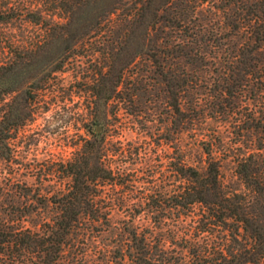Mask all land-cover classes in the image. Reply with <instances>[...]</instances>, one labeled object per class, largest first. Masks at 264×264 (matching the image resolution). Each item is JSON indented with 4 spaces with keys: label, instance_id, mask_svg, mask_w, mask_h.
<instances>
[{
    "label": "trees",
    "instance_id": "obj_1",
    "mask_svg": "<svg viewBox=\"0 0 264 264\" xmlns=\"http://www.w3.org/2000/svg\"><path fill=\"white\" fill-rule=\"evenodd\" d=\"M25 1V20L53 45L61 47L67 38L72 45L87 36L105 38L104 68L94 85L96 110L117 96L134 104V97L122 96L121 86L133 84L126 82L127 72L141 56L150 64V85L183 117L185 128L200 132L203 163L199 167L184 159L177 170L184 185L170 198L182 216H197L195 234L179 242L176 234L158 236L131 226L127 237H118L106 252L104 264H264V0ZM18 9L13 3L1 7L0 27L13 23ZM2 47L0 36V59ZM45 55L27 64L16 59L9 67L0 62V100L22 75L40 82L45 64L62 67L60 52ZM130 78L141 80L139 73ZM29 94L30 88L25 101ZM19 111L0 118V144L13 122L25 118V110ZM102 121L96 117L87 130L84 162L67 165L71 192L36 197L53 208L52 214L38 224L17 213H6L8 220L0 217L1 264H64L68 248L106 232L109 214L97 207L92 193L98 181L113 179L100 162ZM210 123L232 130V148L240 144L233 157L243 189L223 182L218 150L225 147L224 139L214 129L207 133ZM3 193L0 178V197Z\"/></svg>",
    "mask_w": 264,
    "mask_h": 264
},
{
    "label": "rangeland",
    "instance_id": "obj_2",
    "mask_svg": "<svg viewBox=\"0 0 264 264\" xmlns=\"http://www.w3.org/2000/svg\"><path fill=\"white\" fill-rule=\"evenodd\" d=\"M9 3L20 7L16 14L19 16L13 23L0 27V62L5 67L16 59L27 64L51 51L61 53L63 64L59 69L54 68L55 64H45L40 82L22 75L19 83L0 100V118L15 108L21 115L23 110L27 113L6 130L5 142L0 144V178L4 185L0 217L8 220L6 213H17L19 218L38 224L53 213L52 207L44 206L36 197L71 192L67 165L84 162L87 130L100 117L104 130L99 126L97 131L105 137L100 145V162L113 172V179L98 181L91 188L97 196V207L109 214L110 226L103 225L106 232L102 236L92 234L68 248L64 264H104L106 252L116 245L118 237H127L131 226L143 231L150 229L158 236L176 234L179 242L182 237L193 236L197 216L185 218L170 198L177 196L184 185L177 172L184 159L199 167L203 163L198 145L200 132L185 128L183 117L171 111L163 94L150 85V64L146 58L139 56L135 68L127 72L126 82L135 83L142 90L133 88V84L121 86L122 96L134 97V104L127 105L117 96L98 111L94 85L104 68L105 38L87 36L74 45L67 38L61 47L53 45L51 37L25 20V0H0V8ZM138 73L141 80L136 83L130 77ZM28 88L30 94L25 101ZM210 129L224 139L225 147L218 150L223 182L227 187L243 189L233 157L240 144L232 148L235 137L224 124L210 123L207 133ZM241 146L247 150V146ZM24 225L29 223L24 221Z\"/></svg>",
    "mask_w": 264,
    "mask_h": 264
},
{
    "label": "water",
    "instance_id": "obj_3",
    "mask_svg": "<svg viewBox=\"0 0 264 264\" xmlns=\"http://www.w3.org/2000/svg\"><path fill=\"white\" fill-rule=\"evenodd\" d=\"M100 130V128H98V131Z\"/></svg>",
    "mask_w": 264,
    "mask_h": 264
}]
</instances>
